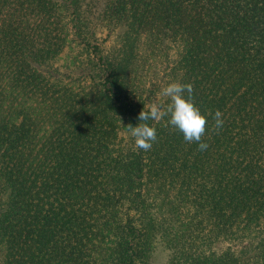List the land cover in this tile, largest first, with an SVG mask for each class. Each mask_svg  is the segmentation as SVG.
I'll use <instances>...</instances> for the list:
<instances>
[{"label": "trees", "instance_id": "16d2710c", "mask_svg": "<svg viewBox=\"0 0 264 264\" xmlns=\"http://www.w3.org/2000/svg\"><path fill=\"white\" fill-rule=\"evenodd\" d=\"M170 82L192 84L206 149L167 117L135 147ZM159 246L264 264V0H0V264H161Z\"/></svg>", "mask_w": 264, "mask_h": 264}, {"label": "clouds", "instance_id": "9594fccd", "mask_svg": "<svg viewBox=\"0 0 264 264\" xmlns=\"http://www.w3.org/2000/svg\"><path fill=\"white\" fill-rule=\"evenodd\" d=\"M162 93L168 98L167 107L154 103L147 111L139 113L138 120L143 123L130 127L135 147L143 151L150 150L157 139V130L148 122L167 117L168 124L179 130L186 142H196L201 150L206 149L207 144L201 138L206 132L207 118L191 99L192 84L170 82L162 89ZM214 118L216 127H222V113L219 110L215 112Z\"/></svg>", "mask_w": 264, "mask_h": 264}, {"label": "rangeland", "instance_id": "374dc122", "mask_svg": "<svg viewBox=\"0 0 264 264\" xmlns=\"http://www.w3.org/2000/svg\"><path fill=\"white\" fill-rule=\"evenodd\" d=\"M94 10V8H93ZM98 31V41L102 43V46L104 48L108 47V45L112 42V37L107 38L106 37V30L99 27L97 29ZM156 259L158 263L164 264L165 260L167 259V251L163 248V246H159L156 252Z\"/></svg>", "mask_w": 264, "mask_h": 264}]
</instances>
